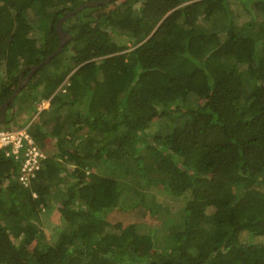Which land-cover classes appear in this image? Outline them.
<instances>
[{
	"label": "trees",
	"instance_id": "obj_1",
	"mask_svg": "<svg viewBox=\"0 0 264 264\" xmlns=\"http://www.w3.org/2000/svg\"><path fill=\"white\" fill-rule=\"evenodd\" d=\"M87 1L0 0V105ZM62 29L8 106L45 158L24 187L0 148V264H264V0H110Z\"/></svg>",
	"mask_w": 264,
	"mask_h": 264
},
{
	"label": "built area",
	"instance_id": "obj_2",
	"mask_svg": "<svg viewBox=\"0 0 264 264\" xmlns=\"http://www.w3.org/2000/svg\"><path fill=\"white\" fill-rule=\"evenodd\" d=\"M7 147L5 154L20 158V174L18 181L24 186L29 187L30 182L35 178L40 170V161L45 158V154L36 145L30 132V125L24 127L0 128V148Z\"/></svg>",
	"mask_w": 264,
	"mask_h": 264
},
{
	"label": "water",
	"instance_id": "obj_3",
	"mask_svg": "<svg viewBox=\"0 0 264 264\" xmlns=\"http://www.w3.org/2000/svg\"><path fill=\"white\" fill-rule=\"evenodd\" d=\"M110 0H88L87 2L75 7L73 10L65 13L64 15L60 16L57 20L56 23V33H57V37H58V46L52 51V53H50L49 55L46 56V58L44 60H42L41 62H39L36 65H33L29 68V71L27 73V75L25 76V78H22V83L13 91V93L0 105V123H3L5 120V111L7 109V106L13 101L15 95L17 94V92L20 90V88L24 85V83H26L28 81V79L33 75V73L41 68L44 64L48 63L52 57L57 54L62 46L64 45V43L67 41V39L70 37V35L68 33H66L63 29H62V23L63 21H65L67 18H69L70 16H72L73 14L77 13L78 11H80L81 9L85 8V7H91V6H98L100 4L106 3Z\"/></svg>",
	"mask_w": 264,
	"mask_h": 264
},
{
	"label": "rangeland",
	"instance_id": "obj_4",
	"mask_svg": "<svg viewBox=\"0 0 264 264\" xmlns=\"http://www.w3.org/2000/svg\"><path fill=\"white\" fill-rule=\"evenodd\" d=\"M194 1L199 2L201 0H194ZM256 6L260 7L259 4H257ZM15 108H17V106H15ZM10 112H11L10 109H8L7 112H6L7 116H9ZM20 114H22L23 116L25 115L24 112H21V110H20ZM16 116H17V114H16ZM10 117H12V116L10 115ZM9 119L10 118H8L6 123L0 124V127H8L9 126ZM12 120H13V118H12ZM20 121H21L20 118H17V117L14 116V120L12 122L16 123V125H17ZM262 188L264 189V183L262 184ZM53 211L50 214H48V212L47 213H45V212L42 213L41 212V214H40L41 222H42V226L44 227L45 234H46V236L50 235V237H51V234L53 233L54 229L57 227L55 225L58 224V221L60 219L59 216H54L53 215V213H54ZM110 221L114 222L115 220H114V218H110ZM138 223H139V226H140L141 230L144 227H147V226H150V225H152L153 227H156V225L158 224L157 222H154V221L150 222L149 220H146V219H141V220H139Z\"/></svg>",
	"mask_w": 264,
	"mask_h": 264
},
{
	"label": "clouds",
	"instance_id": "obj_5",
	"mask_svg": "<svg viewBox=\"0 0 264 264\" xmlns=\"http://www.w3.org/2000/svg\"><path fill=\"white\" fill-rule=\"evenodd\" d=\"M18 93V92H17ZM17 95V94H16ZM15 95V96H16ZM12 103V102H11ZM47 105H48V101H43V102H41L38 106H37V110L38 111H40L42 108H46L47 107ZM9 106V105H8ZM8 106H7V109H6V111H5V117H7V114H6V112H7V110H8ZM16 114H18V113H16ZM16 114L14 115L15 117H17V118H20V120L22 119V117H24L22 114H18L17 116H16ZM22 115V116H21ZM14 116H12V117H10V115H9V117H10V119H9V125L10 124H12L13 126H17L16 125V123H14V122H12L13 120H14ZM12 118H13V120H12ZM5 120H6V118H5ZM5 120H4V122L3 123H5ZM12 120V121H11ZM31 121H32V119L30 120V121H28V123L27 124H29L30 126H31ZM0 124H2V123H0ZM26 124V125H27ZM25 125V126H26ZM20 127V126H19ZM22 127H24V126H22ZM1 128V127H0ZM21 128V127H20Z\"/></svg>",
	"mask_w": 264,
	"mask_h": 264
}]
</instances>
